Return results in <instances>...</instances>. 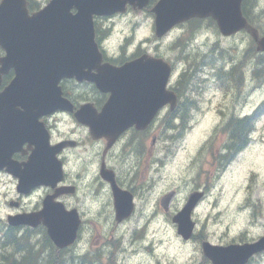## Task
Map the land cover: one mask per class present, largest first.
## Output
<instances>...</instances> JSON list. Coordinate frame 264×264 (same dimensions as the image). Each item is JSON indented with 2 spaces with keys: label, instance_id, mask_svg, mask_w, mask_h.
Here are the masks:
<instances>
[{
  "label": "water",
  "instance_id": "water-1",
  "mask_svg": "<svg viewBox=\"0 0 264 264\" xmlns=\"http://www.w3.org/2000/svg\"><path fill=\"white\" fill-rule=\"evenodd\" d=\"M242 1L159 0L152 9L156 15V35L162 37L175 25L191 18L212 17L226 35L246 29L257 42V49L264 52V35L260 36L243 16ZM148 3L149 0H51L44 9L32 15L25 0H5L0 6V45L6 51L0 58V64L4 66L0 69V85L4 74L11 69L15 73L11 82L0 91V170L5 169L19 179L17 190L20 193H29L42 184L55 186L63 179L56 154L64 143L51 146L49 132L40 121L43 115L59 109L74 110L59 85L63 78H86L103 91L111 92L104 110L109 108L118 117H130L140 125L138 127H145L169 101L172 107L176 105L175 93L166 87L171 65L163 59H136L121 67L105 64L97 75L85 71V67L95 65L94 53H98L91 14L123 12L127 4L142 9ZM73 6L80 9L79 15L69 13ZM76 117L90 126L94 137L114 135L90 105L76 111ZM124 121L117 120L115 129H120ZM26 142L29 148H35L28 162L21 163L13 159V155L19 151L27 153ZM104 176L109 178L108 173ZM173 196L174 193H169L163 197L165 209ZM202 196V192L192 193L173 219L178 224L179 235L186 240L193 234L195 223L191 215ZM54 197L45 198L40 211L9 216V223L37 226L43 222L57 246L72 244L81 222L78 212L67 211ZM115 200L118 220L128 217L133 210L131 195L115 187ZM263 248L264 238L242 246L212 247L204 243V252L213 264H246Z\"/></svg>",
  "mask_w": 264,
  "mask_h": 264
},
{
  "label": "rangeland",
  "instance_id": "rangeland-1",
  "mask_svg": "<svg viewBox=\"0 0 264 264\" xmlns=\"http://www.w3.org/2000/svg\"><path fill=\"white\" fill-rule=\"evenodd\" d=\"M254 10L258 14H263V17L255 26L261 33H264V0H257ZM108 20H113V24L112 21ZM101 24H103L100 29L101 36L107 33L103 44H108L107 49L108 53H111V56H120L122 54L117 44H130L126 50V54L133 52L137 44H145V47H148V44H159L162 47L161 51L168 55L167 49L169 45L174 44L175 38L181 35L185 36L184 44L187 41L190 44H200L201 47L192 46L185 52L188 55L183 58L180 71L177 70L179 73H183L185 68H187L188 61L192 64L191 69L195 68L196 62H201L204 52L210 49L212 45L229 49L234 56L237 58L241 57L242 60H245V54H248L247 64L243 67L245 82L240 88L241 96L235 98L232 95L224 97L219 90L214 88L209 89L207 93L200 96L197 103V105L203 106L202 110L204 112L190 113L193 117L188 124L191 130L190 133L182 139L161 140L159 143L161 149L157 151V161L152 173H156L154 178L155 180H159L156 188L157 196L167 191L170 183L173 185L183 184L185 187L187 183L192 181V174L199 176L198 182L201 185L208 184L210 186V195L201 203L202 206L195 218L199 227L204 226L205 228L196 232L202 235V239L199 240L195 237L189 244L183 246L177 239V230L175 225H172L171 215L165 213L162 216L158 213L150 219L149 223V229L151 226L152 235L155 236L154 255H148L146 251L143 253H139L136 250L131 251L130 248L140 236L136 228L146 221L145 218L141 219V215L136 213L138 221L131 228L128 239L125 241L121 238L122 252L120 254V264L198 263L202 255L201 242L204 240L209 242L215 240L214 244H223L231 240H254L255 237L258 239L260 235H263L264 221V117L258 123L263 132L256 131L254 134V143L256 145L242 159H236L231 162L227 174L221 172L227 158L224 155L218 159L216 167H214L210 174V179L208 180L204 176V172L208 173L211 168L210 163L216 161V158L212 157L211 150L209 149L211 144L214 143V128L219 124L220 120H228L231 111L234 109V99H240L241 101L244 98L248 99V104L244 109L245 113L250 112L249 110L254 108L257 103L264 100L262 81L264 64L263 60L258 61V59L252 57L253 52L249 51L252 46V37L246 33V35L226 38L214 31L210 21H204L203 27L205 28L200 29L201 32L196 41L193 40V26L190 27L189 32V28H187V31L180 28L170 32L166 37L156 38L154 35V16L150 9L131 11L124 16L104 18ZM205 42L210 44H204ZM217 42L219 44H216ZM241 42L245 43L241 44ZM257 68L259 70L255 74ZM220 106H223L224 109L215 112ZM223 125L224 123L220 124L221 128ZM72 129V125L61 127L60 135ZM157 129L162 130L164 136L170 135L161 122L157 124ZM226 131H229V129H226ZM54 135L55 137H60L58 130ZM203 146L205 147L204 151L201 149ZM245 160L246 163L243 165ZM78 169H80L83 176L85 172L84 164L79 163ZM247 171L253 172V183L250 190L243 196L241 182L245 183ZM187 191L185 188L183 189L180 194L181 201L185 198ZM249 196H253L255 199H258L259 196L262 201L259 214L253 215V211L250 209L246 217H241L245 208H239L237 202L251 205V199L249 203L247 201ZM17 197L16 181L9 174L0 172V220L6 221L7 214L14 212L13 209H10L9 203L11 200H16ZM38 198V195L33 196L27 202L34 205L37 203ZM255 202L260 205L258 200ZM179 205H173V209L175 210V207ZM141 211L142 208L139 209V213ZM2 225H5V223H2ZM124 225L106 221H99L95 224L86 222L82 238L77 247L82 252H87L92 245L98 244L103 239L107 230L114 229L115 234L120 236ZM252 225H258L260 230L254 231L251 228ZM39 237L40 235L36 233L34 240ZM97 247L101 250L104 248L102 245H97ZM28 252L32 255L33 264H47L48 262L49 264H57V261H60L61 264H69L68 256L74 255L75 249L68 251V255H63L60 259L48 247L35 248ZM255 258L256 262L259 261L261 264H264V256L259 255V257L256 256ZM208 264L210 263L208 262Z\"/></svg>",
  "mask_w": 264,
  "mask_h": 264
},
{
  "label": "flooded vegetation",
  "instance_id": "flooded-vegetation-1",
  "mask_svg": "<svg viewBox=\"0 0 264 264\" xmlns=\"http://www.w3.org/2000/svg\"><path fill=\"white\" fill-rule=\"evenodd\" d=\"M200 22V20L191 21V23H195V26L199 25ZM117 47L120 50H125L126 48L123 45L121 46V44H117ZM157 48L158 46L155 44H150L148 48H145L143 44H138L134 53L131 55H126V52L122 50L120 56L108 55V58L112 62L120 65L138 58L145 53L156 56ZM103 50L104 52L106 51L104 48ZM170 53L172 54L170 60L175 63L177 55L173 51H170ZM4 54L5 51L0 48V58ZM246 64L247 62H243L240 66L245 67ZM64 87V92L70 96V100L75 105V111L87 102H92L95 107L100 110L108 98L107 94L99 93L88 82L79 83L76 80H68L65 81ZM240 96V89H236L232 97L235 98ZM234 101V109L231 111L228 120L222 119L217 125L218 128H221L220 124L224 123L222 128L229 129L227 133L219 132L218 134L224 141L221 150L227 156V162L233 157L235 148L238 147L239 150L237 155L245 151V133L248 127L252 126L251 124L253 121L255 122L254 127H256V131L260 133L263 132L262 128L257 125L263 118L264 100L257 103L254 108L247 113L244 112L248 104L247 98H244L242 101L240 99H234ZM184 107L185 101L181 97L179 106L176 109L172 110L171 107L167 105L161 112L164 113L169 120L178 118L180 123L183 124L185 116L181 115V112ZM42 119L50 131L52 144H58L63 141H75L74 145L68 142L57 155L58 159L61 161L64 174L63 183L58 186L69 185L73 187L70 193L59 195L58 200L62 201L68 209H78L83 221V226H81L82 228L80 227L81 233L79 231V240L82 238V232L86 222L95 224L99 221H106L111 223L115 222L118 225L128 223L122 227L120 236L115 234L114 229L107 230L103 239L98 244L90 247L94 248L97 247V245H102L104 247L103 250H107L110 253L107 257V261L110 260V262L118 264L120 261L119 255L122 252L121 238L125 241L128 239L131 228L138 221V215H135L137 213L141 215V219L145 218L146 221L136 228L140 236L133 244L132 248L137 252L146 251L147 254L150 255V241L153 237L151 226L149 229L150 219L154 214L164 212L160 203L161 196H157L156 194L159 180L156 179L155 183L154 177L156 173L152 174L155 169L157 151L161 149L159 144L161 138H158L156 135L154 123L142 130L136 127H130L114 141H110L106 137L99 139L93 138L90 129L80 124L76 120L74 113L71 112L56 111ZM49 121H51V123H49ZM69 125H72L73 129L60 135V128ZM57 130L60 137H55L54 135ZM26 146L27 144L24 145V147ZM82 149H84L83 152ZM17 156L21 159H25L22 152L17 153ZM79 163L85 166L83 176L80 169H78ZM103 167L113 175L115 183L120 188L133 194L136 212L132 218L123 222H117L113 188L110 181L101 176V169H103ZM223 167H225V165H223ZM83 181L86 183L83 184ZM181 185L182 184L173 185L170 183L168 187V190L175 188L178 192L175 202L179 198ZM57 191L61 192L62 190L44 185L39 187L36 192L39 196V200L37 201L39 204H36L34 207L25 206L21 203L26 197L18 196L16 200H11L10 202L19 201L21 211L38 210L42 207L43 198L49 193H55ZM91 202H93V205H91ZM140 208H142V211L139 213ZM38 229H40V227ZM181 244L186 246L188 243L181 242ZM72 248L73 250L75 249V251H81L75 244Z\"/></svg>",
  "mask_w": 264,
  "mask_h": 264
},
{
  "label": "trees",
  "instance_id": "trees-1",
  "mask_svg": "<svg viewBox=\"0 0 264 264\" xmlns=\"http://www.w3.org/2000/svg\"><path fill=\"white\" fill-rule=\"evenodd\" d=\"M256 3L257 0H245L244 3V10L247 16L254 24L259 22L263 17V14H258L255 12L254 8L256 6ZM31 5L34 6L35 4L31 3ZM210 22L216 27V25L212 20H210ZM180 45H187V44H180ZM249 51L253 52L252 57L258 59V61L264 60V54H261L256 50L253 41ZM180 52H181V58L183 59V53L182 51ZM219 52H218L219 54H216L212 48L205 51L201 60V64H202L201 70H196L195 68L191 69L192 64L190 61H188V66L183 71L184 73L183 77H181V83L186 82V86L188 84H192L199 79L200 72L203 73L207 72L209 73L208 77H204L202 75L203 82H206L208 80L221 81L228 86L230 80L233 78L235 74L236 65L235 63L231 62L230 56H226V53L221 52V50H219ZM188 74H192L193 76L185 78V76ZM1 232L4 233H3V238L1 239L0 242V264H30V262L25 261L23 259L32 257L31 253H29L30 255L19 254V251L24 249L31 251L36 247L34 245H31L29 240H22L18 238L17 236L18 232L16 231L15 228L8 227L6 231L2 229ZM45 247L50 248L52 251L55 250V248L49 242L41 246V248H45ZM9 248H11V250ZM53 253L56 255L58 259L61 258V255L59 253L57 252H53ZM47 264H49V262ZM57 264H61L60 261H57Z\"/></svg>",
  "mask_w": 264,
  "mask_h": 264
},
{
  "label": "clouds",
  "instance_id": "clouds-1",
  "mask_svg": "<svg viewBox=\"0 0 264 264\" xmlns=\"http://www.w3.org/2000/svg\"><path fill=\"white\" fill-rule=\"evenodd\" d=\"M4 2H5V0H0V5H3ZM69 13H70L72 16H77V15H79V13H80V9H79L78 7H76V6H73V7H71V8L69 9ZM95 13H96V12H93V13L91 14V16H94ZM109 55H111V53H109ZM5 58H6V57H5ZM3 59H4V58H3ZM0 60H2V59H0ZM100 62H101V65H104V63H103V59H101ZM0 66H2V67H0V69H3V67H4L3 64H0ZM85 71H87V69H85ZM92 72H93V74H98L99 70H98L97 68H93V69H92ZM20 110H21V111H24V108H23L22 106H20ZM38 120H39V118H38ZM49 123H51V121H49ZM210 242L214 244L216 241H215V240H211Z\"/></svg>",
  "mask_w": 264,
  "mask_h": 264
}]
</instances>
